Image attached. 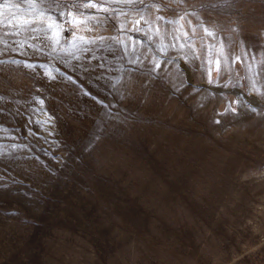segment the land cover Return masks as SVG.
Instances as JSON below:
<instances>
[{"label":"rangeland","instance_id":"obj_1","mask_svg":"<svg viewBox=\"0 0 264 264\" xmlns=\"http://www.w3.org/2000/svg\"><path fill=\"white\" fill-rule=\"evenodd\" d=\"M0 264H264V0H0Z\"/></svg>","mask_w":264,"mask_h":264},{"label":"snow or ice","instance_id":"obj_2","mask_svg":"<svg viewBox=\"0 0 264 264\" xmlns=\"http://www.w3.org/2000/svg\"><path fill=\"white\" fill-rule=\"evenodd\" d=\"M85 7H88V8H96L97 5L95 3H89V4L85 5ZM68 15L70 16V18L72 17L71 12H69ZM78 22L79 21H76L74 18H72V19H70V21L68 23L75 24V23H78ZM49 27H59V23L57 22V23H55L53 25H50ZM29 67H35V65H29ZM237 102H239V101H237Z\"/></svg>","mask_w":264,"mask_h":264}]
</instances>
